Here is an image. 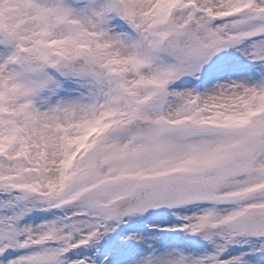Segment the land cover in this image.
Segmentation results:
<instances>
[{
	"label": "snow or ice",
	"instance_id": "snow-or-ice-1",
	"mask_svg": "<svg viewBox=\"0 0 264 264\" xmlns=\"http://www.w3.org/2000/svg\"><path fill=\"white\" fill-rule=\"evenodd\" d=\"M0 264H264V0H0Z\"/></svg>",
	"mask_w": 264,
	"mask_h": 264
}]
</instances>
